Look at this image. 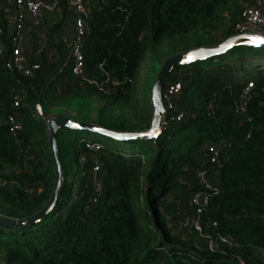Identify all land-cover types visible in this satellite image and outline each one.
Segmentation results:
<instances>
[{
    "label": "trees",
    "instance_id": "1",
    "mask_svg": "<svg viewBox=\"0 0 264 264\" xmlns=\"http://www.w3.org/2000/svg\"><path fill=\"white\" fill-rule=\"evenodd\" d=\"M251 1L101 0L91 6L86 81L62 68L65 51L51 41L56 60L39 50L31 59L40 69L31 78L7 72L5 58H0V216L25 221L52 196L55 175L47 125L34 115L37 105L44 117H68L70 106L83 110L90 105L87 113L96 116L85 123L118 132L146 130L153 116V82L145 85L148 91L145 88L141 97L132 96L146 56H163L161 66L171 56L170 50L175 55L236 35L238 16ZM61 9L64 15L63 3ZM0 15L3 18L1 11ZM225 15L229 23L223 37L215 40L213 32ZM230 59L232 64H222ZM186 67L192 71L182 78L177 103L189 115L175 121L167 114L156 141L107 138L113 144H101L80 138L73 167L63 164L59 148L64 174L60 200L34 225L0 227V264H237L238 257L246 264H264V48L235 47ZM178 69L182 68L173 71ZM247 81L254 87L241 116L238 94ZM14 90H22L26 97L22 130L16 136L7 123L14 112ZM56 108L63 113L51 115ZM80 141L98 143L101 149L94 153ZM114 143L126 145L119 148ZM203 144L219 148L217 164L205 162ZM97 164L101 167L94 172ZM148 164L151 172L145 169ZM203 166L211 168L216 189L201 217L203 235L224 237L236 248L219 245L210 250L207 239L192 232L185 240L172 233L168 224L170 212L161 201L176 187L183 169L195 175Z\"/></svg>",
    "mask_w": 264,
    "mask_h": 264
},
{
    "label": "built area",
    "instance_id": "2",
    "mask_svg": "<svg viewBox=\"0 0 264 264\" xmlns=\"http://www.w3.org/2000/svg\"><path fill=\"white\" fill-rule=\"evenodd\" d=\"M12 5L13 17L10 21L3 23L0 15V58H5L3 64L4 69L14 76L23 78H31L36 71H39L40 64L36 60H32L22 52V45L28 38L27 23L30 20H39L45 12L60 11L62 3L73 17L74 35L69 46V52L64 61L62 68L70 71L73 77L86 81V73L84 68V54L87 39L90 35L89 18L93 1L97 0H4ZM236 35L250 33L264 35V0H252L240 12L237 22L234 26ZM6 42V43H5ZM62 69L59 70V73ZM182 77H175L170 74L168 80L162 89V102L167 114L174 117L175 121H182L188 115V111L178 106V98L182 91ZM254 85L252 81H247L240 93L238 94L237 111L241 116L245 113V103L249 98L250 91ZM25 93L22 90H14L12 94L13 114L7 118L12 135L16 136L22 130V121L24 113L22 109L26 107ZM37 116L45 120L47 125L50 117H44L42 107L37 105L35 108ZM167 118V115H166ZM166 118L163 128L166 126ZM249 135H247V138ZM84 147L94 153H98L101 145L98 143H90L80 141ZM206 160L209 165H215L219 158V148L215 144H210L204 149ZM84 161V157H81ZM101 165L94 167V172L100 169ZM211 168L206 166L200 167L195 171L194 179L198 190L193 192L189 201V210L181 222L184 229L189 228L194 233L208 240L210 250L217 248L219 245L230 247L228 239L218 236L216 239L203 235L202 220L203 213L208 209L212 194L216 191L213 186L210 173ZM96 191L101 189V185L97 182ZM30 192L32 190L30 189ZM237 264H246V262L238 257Z\"/></svg>",
    "mask_w": 264,
    "mask_h": 264
},
{
    "label": "water",
    "instance_id": "3",
    "mask_svg": "<svg viewBox=\"0 0 264 264\" xmlns=\"http://www.w3.org/2000/svg\"><path fill=\"white\" fill-rule=\"evenodd\" d=\"M235 47H251L255 49L264 48V35L262 34H238L226 38L218 44L198 47L181 53H177L166 59L159 68L158 74L151 88V105L153 116L150 127L142 131L118 132L89 123L74 121L65 116H52L47 124L49 152L55 175V186L48 204L36 215L25 221H13L0 216V227L23 229L34 225L47 217L55 208L61 198L64 185V174L62 170L60 152L57 142L58 132L61 129L68 131L86 132L109 138L115 142H128L134 140L156 141L161 135L167 112L164 108L161 94L164 84L170 74L176 68L190 66L197 62H204L215 57L223 56ZM189 57H192L190 60Z\"/></svg>",
    "mask_w": 264,
    "mask_h": 264
},
{
    "label": "rangeland",
    "instance_id": "4",
    "mask_svg": "<svg viewBox=\"0 0 264 264\" xmlns=\"http://www.w3.org/2000/svg\"><path fill=\"white\" fill-rule=\"evenodd\" d=\"M98 2H101V0H97ZM105 2L106 0H102ZM2 3V1L0 2ZM11 6V4H10ZM225 20L223 21V24L221 27L213 32V37L215 40H220L223 37V32L224 28L228 25V16H224ZM49 33L51 30L49 29ZM182 49V48H181ZM171 56H173L174 51L170 50L168 52ZM170 56V57H171ZM163 56H161L158 59H151L149 55L146 56V59L142 63L140 69H139V74H138V80L137 84L133 85V92L132 96H136L137 98L141 97L144 94L145 90V85L150 83H154V80L158 74L160 63L163 60ZM234 62L233 59L230 60H224L222 64H232ZM192 71V67H182V69H178L173 71V75L175 77H182L185 76L186 74L190 73ZM253 78V77H247V79ZM82 90L86 89L84 85H81ZM147 89V88H146ZM148 91V89H147ZM191 89L188 91V94L190 95ZM87 102V101H85ZM95 107H99L98 104H94ZM59 108V107H58ZM52 109L51 115L53 114H61L63 112H59V110ZM90 105L86 106L83 110L81 109V106L77 105H72L68 108L70 115L68 117L74 121L77 122H88L90 121L89 116H91L93 119L96 116V112H92L91 114H88V110L90 109ZM189 113V112H188ZM34 115H36L34 113ZM192 117H190L191 119ZM187 130L180 134L181 137H185L187 135ZM180 137V138H181ZM247 137V136H246ZM58 145L62 154L63 158V164L66 165L67 167H73L77 161H78V153L79 150L77 149L76 143L78 139H83L87 141H96L101 144H113V141H109L106 137L103 136H97L95 134H90V133H84V132H75V131H68L67 129H61L58 133L57 137ZM68 144H71L70 148L68 151L65 150L66 146ZM114 145H117L119 148H123L126 145L125 143H114ZM204 146L202 149L204 150L206 146L210 144H203ZM147 172H151L152 168L151 165L148 164V166L145 167ZM183 172L176 178V187H173L171 191L165 196V198L161 201V205L163 206L162 208H168L169 209V214L167 216L168 224L171 228L172 233H175L181 236L183 239H189L190 235L192 234L193 231H191L189 228L183 229L182 227L178 226L181 225L180 223L183 222L185 219L186 213H188L189 210V201L191 198V194L194 192L196 182L194 179V175L191 174L188 170L183 169ZM5 174V173H4ZM3 174V175H4ZM145 177H143V193L146 194L148 193V187L146 186V183L144 182ZM74 195V196H73ZM72 200H75V194L73 193ZM195 240H198V238H195ZM193 239V241L195 242ZM231 243V242H230ZM230 247H234V245L231 243Z\"/></svg>",
    "mask_w": 264,
    "mask_h": 264
},
{
    "label": "crops",
    "instance_id": "5",
    "mask_svg": "<svg viewBox=\"0 0 264 264\" xmlns=\"http://www.w3.org/2000/svg\"><path fill=\"white\" fill-rule=\"evenodd\" d=\"M0 11L3 14L5 21H10L13 17V8L4 0H0ZM98 1H93L92 6L97 4ZM60 11L45 12L41 19L30 20L27 23L28 38L22 45V52L29 58L37 56L39 50H45L47 57L55 58V50L49 48V41L53 43L55 47L65 51L66 56L69 52V46L74 35L73 17L72 14L65 9L63 15ZM3 20V21H4ZM60 22V24H59ZM59 26L56 28V26ZM49 29L51 32L49 33ZM67 71V70H66Z\"/></svg>",
    "mask_w": 264,
    "mask_h": 264
},
{
    "label": "snow or ice",
    "instance_id": "6",
    "mask_svg": "<svg viewBox=\"0 0 264 264\" xmlns=\"http://www.w3.org/2000/svg\"><path fill=\"white\" fill-rule=\"evenodd\" d=\"M189 59L191 60V59H192V57H189Z\"/></svg>",
    "mask_w": 264,
    "mask_h": 264
}]
</instances>
